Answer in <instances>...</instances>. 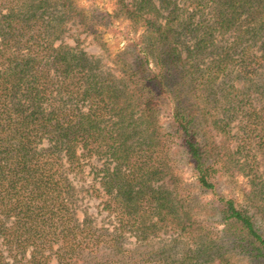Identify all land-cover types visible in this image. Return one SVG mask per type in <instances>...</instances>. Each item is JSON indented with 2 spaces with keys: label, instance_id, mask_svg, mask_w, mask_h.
Masks as SVG:
<instances>
[{
  "label": "trees",
  "instance_id": "obj_1",
  "mask_svg": "<svg viewBox=\"0 0 264 264\" xmlns=\"http://www.w3.org/2000/svg\"><path fill=\"white\" fill-rule=\"evenodd\" d=\"M66 8L71 9L63 1L53 6L49 0H0V264H9L3 249L18 264H49L52 257L58 264H80V253L117 248L120 233L136 227L143 236L168 227L195 241L185 199L171 198L163 183L155 185L164 178L167 157L172 165L182 154L200 187L215 190L210 162L215 153L199 137L197 110L184 81L176 80L185 75L177 43L181 36L197 35L187 51L199 61L216 52L206 69L207 83L230 65L238 68L246 90L234 92L227 101L232 107L224 110L245 111L238 150L245 151L247 163L258 161V155L263 162L264 0H118L113 14L100 12L103 23L120 13L142 20L145 29L135 44L138 52L132 48L134 60L115 66L116 75L103 71L99 58L67 44L53 45L50 29L62 27ZM209 10L213 20L206 18ZM75 21L96 37L86 18ZM230 31L232 45L216 44V33ZM186 70L204 78L199 64ZM173 99L165 131L159 113ZM93 158L103 161L102 174L98 186L86 185L84 192L106 196L101 209L113 214L116 244L106 242V228L76 215L78 198L69 175L82 177V162ZM218 200L226 226L223 242L182 249L185 257L178 264H264V227L259 230L254 215L233 199ZM238 255L242 262L235 260ZM107 257L84 264L132 263Z\"/></svg>",
  "mask_w": 264,
  "mask_h": 264
},
{
  "label": "rangeland",
  "instance_id": "obj_2",
  "mask_svg": "<svg viewBox=\"0 0 264 264\" xmlns=\"http://www.w3.org/2000/svg\"><path fill=\"white\" fill-rule=\"evenodd\" d=\"M49 1L53 6L56 5V2L62 3L63 1L69 3L71 8L70 10L66 8L67 11L64 15L62 27L57 24L56 28L50 29V37L54 38V46L67 44L76 50L84 51L90 57L99 58L102 70H107L114 75L118 73L115 66L120 67L123 63L134 60V52L131 53L133 51L132 48L135 46L136 52H138L137 49L139 47L136 45L139 42V37L144 34L145 25L142 24V20L138 21L139 19H136L134 21L118 13V19L112 20L109 24H104L100 17V12L113 14L114 6L118 0ZM129 1L126 0V2ZM90 10L95 12L88 13ZM208 13L206 18L213 20L214 17H211L212 13L210 10ZM79 16L86 18V25L96 32V37L91 32L84 31V27L77 24L75 20ZM106 19L108 20L109 18ZM198 22V17L195 16L193 25H197ZM64 26L65 29L61 30ZM197 34L201 35V33ZM215 36L216 44L223 47L232 45L231 43L235 39L233 31L223 35L216 33ZM195 37L197 38L198 36L189 37L185 35L179 38L177 46L180 48L182 60H184L182 72H185V75H183L184 78L177 77L176 80L184 81L183 88L185 91H189L190 102L195 104V109L197 110L196 116H198L199 121V130L197 132L199 137L215 153V156L210 161L216 170L212 177L215 190H206L200 187L196 177L193 175L191 166L182 154L176 157V161L172 165V157L170 155L167 157L164 164V169H167L164 172V178L155 183V185L163 183L171 198L175 197L177 200L185 199V204L189 205L186 207L187 217L192 219V229L194 234H196L195 241H192L191 237L187 236L177 237L179 232L172 231L168 227L166 229L164 227H156V232L152 231V229L146 230L145 236L143 234L139 235L138 232L135 233L134 230L138 229L136 227L134 230L128 228L123 233H120L119 242L116 244L117 240L115 238L117 234L114 233L115 221L113 214L101 209L100 202L101 200L106 201V196H92L84 192L86 185L91 186L94 184V187L98 186L96 182H99L98 179L102 174L101 166L104 164L102 163L103 161L93 158L90 161L82 162V177L79 175L75 176L73 173L69 175L78 198L75 207L76 215L79 221L88 216L91 218L93 226L106 228L110 235L106 238V242L108 244H116L117 248L113 247V245L111 247L104 245L94 247L90 252L80 253L78 256L80 264L98 262L99 258L101 259V257L105 256H108V259H111L112 256L120 260L130 259L129 261H132L131 264H178L185 257L183 250L186 252L189 248H194L198 242L206 245L212 243L217 246L223 242L221 235H223V230L226 228L219 209V196L233 199L237 207L254 215L256 226L259 230L264 227V161L262 162L260 155H258V161L252 158V161L247 163L244 156L245 151L239 152L238 150V146L241 144L239 135L243 132L242 117L245 111L241 109L224 110L232 107L231 103H227L228 98L234 92L246 90V83L243 79L238 78L240 72L234 65H230L228 72L218 73L215 80L207 83L205 77L209 74V71L206 69L214 64L212 60L215 58L216 52H207L200 61L199 57L189 55L187 50L188 48L192 49L191 46L196 42ZM243 46L244 43L238 45L236 50L240 51ZM126 48L128 50L125 56H117L118 53ZM237 51H232L234 52L233 58L237 57ZM116 56L118 59L117 62H114ZM194 63L199 64V72H205L204 78H197L196 75L186 70L190 69V66ZM150 66L154 68L153 63ZM177 76H179L178 73ZM249 98L252 100L253 97ZM247 102L249 104V101ZM253 102L254 106H261L259 101L253 100ZM175 105L176 101L173 99L159 113L160 124L165 128V131L167 130L165 122L170 121L169 116ZM186 105L190 108L188 101L185 102ZM39 146L44 148L47 146V142L43 141ZM259 180L260 182L254 187ZM183 216L184 214L181 215V217ZM202 228L203 231H201ZM174 237L177 243L171 242ZM3 252L6 254L5 259L9 264H18L4 249ZM239 256L241 255H238L235 260L242 262L238 259ZM49 264H58L56 257H52Z\"/></svg>",
  "mask_w": 264,
  "mask_h": 264
}]
</instances>
